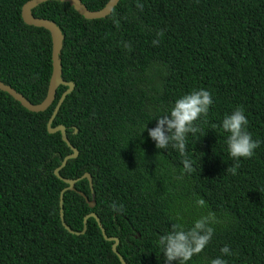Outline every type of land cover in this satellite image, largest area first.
Masks as SVG:
<instances>
[{
    "label": "trees",
    "instance_id": "1",
    "mask_svg": "<svg viewBox=\"0 0 264 264\" xmlns=\"http://www.w3.org/2000/svg\"><path fill=\"white\" fill-rule=\"evenodd\" d=\"M28 1L0 0V82L37 105L51 76V38L23 23ZM108 1L80 0L88 11ZM31 13L60 29L61 77L74 86L51 128L62 126L78 152L59 171L76 181L62 201L63 222L75 234L62 225L67 185L54 175L71 150L46 129L66 87L40 113L0 91V264H121L94 219L81 234L91 213L105 236L117 239L125 264H165L159 237L209 212L214 235L188 264L218 257L264 264V0H120L99 20L50 1ZM200 89L213 104L197 121L201 131L188 135L194 171L185 174V157L171 146L157 149L146 129ZM237 107L260 146L233 175L221 124ZM84 174L92 179L93 208ZM199 198L205 207L196 205ZM113 202L124 210L114 212ZM225 246L232 255H222Z\"/></svg>",
    "mask_w": 264,
    "mask_h": 264
},
{
    "label": "clouds",
    "instance_id": "2",
    "mask_svg": "<svg viewBox=\"0 0 264 264\" xmlns=\"http://www.w3.org/2000/svg\"><path fill=\"white\" fill-rule=\"evenodd\" d=\"M142 9V5H139ZM162 36L163 33H158ZM159 44L154 40L153 45ZM213 98L209 91L200 89L176 100L169 114L156 119L157 126L153 129H146L156 148L166 150L171 146L176 149L182 157L183 172L190 174L194 171L193 163L187 154L188 135H195L201 129L197 124L200 118L207 117ZM248 120L242 107H237L230 115H226L222 121V130L227 133V149L230 157L236 162L228 167L227 172L235 175L241 158L250 159L255 150L260 146L259 142L253 140L252 135L247 131ZM200 208L206 206L203 198L196 200ZM110 207L114 212H122L123 205L113 202ZM177 219H180L177 214ZM217 222L214 212L202 215L196 219L191 228L185 230L182 224H172L171 230L159 237V245L162 247L165 264H188L196 255L201 254L210 243L213 235V224ZM223 256L232 255L228 246L221 249ZM210 264H227L222 258H215Z\"/></svg>",
    "mask_w": 264,
    "mask_h": 264
},
{
    "label": "water",
    "instance_id": "3",
    "mask_svg": "<svg viewBox=\"0 0 264 264\" xmlns=\"http://www.w3.org/2000/svg\"><path fill=\"white\" fill-rule=\"evenodd\" d=\"M50 1L67 3L70 7H72L75 10V12L78 15L83 17L85 20H99V19H103L107 17L108 15H110L111 11L118 5L120 0H109L107 4L104 6V8L99 11H88L86 7L80 2V0H30L26 2L21 7V19L23 23L27 26H32L35 28H42L46 30L49 33L50 38H51V67H52V70H51L50 80L48 83L46 97L40 104L33 105L30 102H28L23 96H21L16 91H14L12 88L0 82L1 92L8 94L14 101L18 102L24 109L32 113H40V112L46 111L53 103L55 99V93L58 87L60 86L66 87V90L62 93L46 125L47 132L49 134L60 133L62 141L71 150V154L66 156L63 159L61 165L54 171V175L67 185V187L64 188L60 194V202H59L60 219H61L62 225L65 227V224L63 222V214H62L63 193L66 191H74V186H75L76 181L62 179L59 176V171L65 167L68 160L75 159L78 155V152L74 147L70 145L66 137V134H65V129L62 126L51 128V124L54 118L56 117L62 103L64 102V99L66 98L67 95H69L73 91L74 86L71 83L64 82L61 77V63H60L59 56H60V52L62 48L63 35L60 29L51 21L34 18L31 13L32 10L36 8L37 6L43 3H46V2H50ZM81 179H86L89 183V187H90L91 194H92V200L88 202L87 199H85V201L88 203V206L90 208H93L94 207V201H93L94 196H93V190H92V179L89 174H84L81 177ZM89 218H92L95 220V222L97 223L101 231L103 239L107 242H113L111 246L112 252L118 257L121 264H125L123 260L121 259L120 255L116 251V247L118 244L117 239L108 238L105 236L104 230L102 226L100 225V222L95 214L91 213L83 219V229H82L81 234L85 232L86 221ZM65 229L69 233L75 234L72 231H70L68 228L65 227Z\"/></svg>",
    "mask_w": 264,
    "mask_h": 264
}]
</instances>
